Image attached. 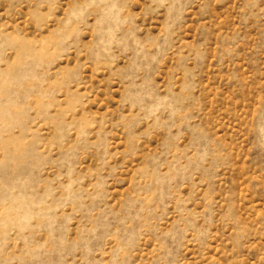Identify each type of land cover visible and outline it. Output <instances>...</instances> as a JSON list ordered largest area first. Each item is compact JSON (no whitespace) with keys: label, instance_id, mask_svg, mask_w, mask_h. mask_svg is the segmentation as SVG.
<instances>
[{"label":"rangeland","instance_id":"obj_1","mask_svg":"<svg viewBox=\"0 0 264 264\" xmlns=\"http://www.w3.org/2000/svg\"><path fill=\"white\" fill-rule=\"evenodd\" d=\"M0 264H264V0H0Z\"/></svg>","mask_w":264,"mask_h":264}]
</instances>
